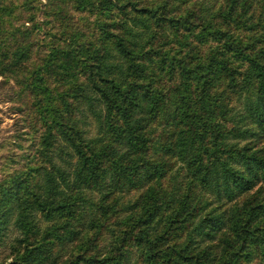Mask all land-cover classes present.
Wrapping results in <instances>:
<instances>
[{
	"label": "trees",
	"instance_id": "trees-1",
	"mask_svg": "<svg viewBox=\"0 0 264 264\" xmlns=\"http://www.w3.org/2000/svg\"><path fill=\"white\" fill-rule=\"evenodd\" d=\"M30 1L0 0V76L41 129L0 180V264H264V0H48L86 17L40 44Z\"/></svg>",
	"mask_w": 264,
	"mask_h": 264
},
{
	"label": "rangeland",
	"instance_id": "rangeland-1",
	"mask_svg": "<svg viewBox=\"0 0 264 264\" xmlns=\"http://www.w3.org/2000/svg\"><path fill=\"white\" fill-rule=\"evenodd\" d=\"M8 4L18 3V0H5ZM207 5H213L215 0H204ZM9 3V4H10ZM28 8L26 13L18 16L13 23L16 26L23 27L21 24L24 23L26 27L32 28L33 23L36 22L40 25L37 29L38 36L37 42L40 44L42 42H65L69 41V37L66 34H61L60 31L64 24H70L83 21L85 18V12H78L70 8L67 12H62L60 14H49L50 4L48 0H31L28 2ZM52 10V9H50ZM43 45H41L42 47ZM40 47V48H41ZM18 86L13 78L7 76H0V180L5 176L6 173L13 171L16 168H20L30 157L34 154L37 148V143L39 141L41 129L39 125L34 126L31 121V116L33 114L32 109H28L24 104H22L21 97L16 94ZM234 102V99H232ZM236 107L239 103L234 102ZM239 109L241 106L238 107ZM243 111L242 109H240ZM250 122V120H247ZM245 127L244 123L241 126ZM93 134L94 128L93 124L87 127ZM154 128L158 133L161 131L162 126L159 122L154 123ZM155 139L157 136H153ZM264 141L260 143L263 145ZM173 162L172 171L175 172L181 167L180 162ZM137 192L132 191L130 193H125L119 199L120 203L124 201L132 200ZM96 195V193L94 194ZM11 214L14 213L11 210ZM113 219V218H112ZM110 219V221L112 220ZM16 235L12 226H9V231H4L0 238V260L6 259L9 261L11 258L9 254V245ZM110 233L108 231L104 232L103 240L101 246L107 245L110 240ZM63 252L65 257L68 256L67 248ZM140 262L139 255L134 249H131L129 258L127 259V264H137Z\"/></svg>",
	"mask_w": 264,
	"mask_h": 264
}]
</instances>
